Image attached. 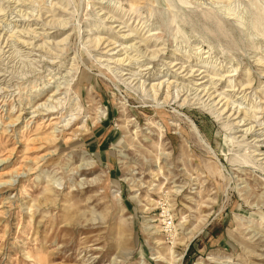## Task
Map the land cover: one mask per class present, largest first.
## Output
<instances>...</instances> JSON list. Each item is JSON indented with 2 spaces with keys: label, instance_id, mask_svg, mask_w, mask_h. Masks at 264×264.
<instances>
[{
  "label": "rangeland",
  "instance_id": "374dc122",
  "mask_svg": "<svg viewBox=\"0 0 264 264\" xmlns=\"http://www.w3.org/2000/svg\"><path fill=\"white\" fill-rule=\"evenodd\" d=\"M0 264H264V0H0Z\"/></svg>",
  "mask_w": 264,
  "mask_h": 264
},
{
  "label": "bare ground",
  "instance_id": "6f19581e",
  "mask_svg": "<svg viewBox=\"0 0 264 264\" xmlns=\"http://www.w3.org/2000/svg\"><path fill=\"white\" fill-rule=\"evenodd\" d=\"M25 20V19H24ZM97 41H99V40H97ZM100 42V41H99ZM97 44H98V42H97ZM94 47H95V44H94ZM122 60L123 59H117V60H115L116 61V63H118V62H122ZM56 93V92H55ZM53 94L52 96H56V94ZM56 104V103H55ZM61 104V103H60ZM57 105H59V102H57ZM62 105V104H61ZM48 108V107H47ZM54 108H56L57 109V107L56 106H54ZM48 110H49V108H48ZM47 111V110H46ZM48 112H50V114L52 113V111H51V109H50V111H48ZM67 126V125H66ZM66 126L64 125V126H62V127H65L66 128ZM67 130H70V128L69 129H67Z\"/></svg>",
  "mask_w": 264,
  "mask_h": 264
}]
</instances>
